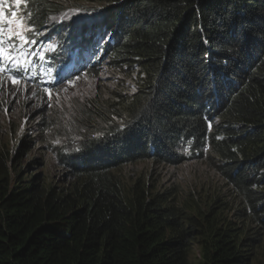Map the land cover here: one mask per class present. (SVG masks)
Returning <instances> with one entry per match:
<instances>
[{"label":"trees","instance_id":"1","mask_svg":"<svg viewBox=\"0 0 264 264\" xmlns=\"http://www.w3.org/2000/svg\"><path fill=\"white\" fill-rule=\"evenodd\" d=\"M8 1L39 30L48 15L98 11L96 26L61 33L82 52L103 48L82 74L106 63L121 82L85 105L81 129L97 133L57 153L66 186L24 179L0 153V264H191L195 245L199 264H252L264 241V0ZM56 125L44 118L40 134ZM186 148L230 190L204 218L120 176L182 165ZM230 207L245 231L224 223Z\"/></svg>","mask_w":264,"mask_h":264},{"label":"rangeland","instance_id":"2","mask_svg":"<svg viewBox=\"0 0 264 264\" xmlns=\"http://www.w3.org/2000/svg\"><path fill=\"white\" fill-rule=\"evenodd\" d=\"M17 2L19 3V0ZM0 11L11 17L14 10L8 0H0ZM16 13L17 16L22 17L17 10ZM97 14L98 11L88 13L83 8H71L59 17L48 15L46 26L40 30L44 31V35L36 36L33 31H29L28 37L37 40V45L29 44L25 48L26 53H31L27 55V60L30 62L27 76L31 77L30 79L13 83L9 79L11 73L8 62H4L6 70L0 74V82H2L0 153L4 152L8 155L13 173L20 174L24 179H37L45 183L46 187L66 186L69 182L68 174L57 161V153L64 149L74 151L84 136H93L97 133L91 129H81L79 121L86 111L85 105L89 100L96 98L101 90L106 95L110 89H113V84L120 81L118 75L114 76L109 71L110 64L108 66L106 63L102 64V69L93 78L89 74H82L84 67L77 69L74 66L71 78L55 82V85L43 88L34 82L38 70L43 71V79L39 83L44 85L49 83L52 76L57 75L62 65L82 61L79 58L81 49L77 45L64 49L70 36L63 43L64 38L56 37V31L58 28H63L65 33H69V28L78 29L81 25L92 28L100 20ZM24 21L27 25L28 20L24 19ZM110 37L112 35L108 34L106 38L103 36L99 39L100 47H103V43L108 42ZM49 44L52 45L51 49H48ZM102 49L98 50L94 59L96 62H99L97 59L103 55ZM41 56L44 58L40 59ZM71 56L75 58L71 59ZM92 60L88 62V67L91 66L89 63ZM122 83L126 88L130 86L129 81ZM49 91L51 96L48 94ZM46 117L52 118L57 125L48 134H40L39 124ZM26 142L27 146L21 153ZM185 155L188 161L176 167L140 162L123 169L120 176L127 181L140 180L150 187L157 188L158 192L164 190L178 193L175 206L186 208L192 216L204 218L210 211L217 213L221 209L220 204L228 202L230 190L207 162L199 161L189 151H186ZM212 208L214 210H211ZM230 208V210L227 208L224 214L219 212L226 219L224 223L245 231L244 223L233 212L234 207ZM252 253L254 254L252 264H264V241L258 250ZM188 254L191 264L201 262L197 245L193 246Z\"/></svg>","mask_w":264,"mask_h":264},{"label":"snow or ice","instance_id":"3","mask_svg":"<svg viewBox=\"0 0 264 264\" xmlns=\"http://www.w3.org/2000/svg\"><path fill=\"white\" fill-rule=\"evenodd\" d=\"M29 15L31 14L29 13ZM29 31H33L36 36L44 35V31L36 30L34 21L25 25L24 19L17 16L15 11L11 13V17L0 11V63L8 62L9 72L11 73L9 79L13 83L31 78L27 76L30 70V62L27 60V55L31 53H26L25 48L29 44L37 45V40L28 37L27 33ZM5 36L7 37L6 39ZM51 48L52 45L49 44L48 49ZM43 58V56L40 57V59ZM13 69L15 71H12ZM46 91L48 90L46 89ZM48 94L51 96L50 91Z\"/></svg>","mask_w":264,"mask_h":264}]
</instances>
